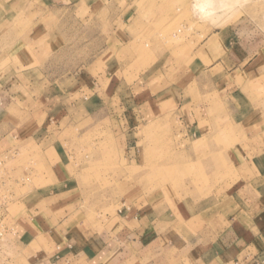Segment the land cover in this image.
Returning a JSON list of instances; mask_svg holds the SVG:
<instances>
[{"label": "rangeland", "instance_id": "rangeland-1", "mask_svg": "<svg viewBox=\"0 0 264 264\" xmlns=\"http://www.w3.org/2000/svg\"><path fill=\"white\" fill-rule=\"evenodd\" d=\"M0 1V264H26L17 220L48 218L52 190L68 195L66 231H105L127 206L197 234L254 177L247 160L264 165V0ZM248 27L251 68L225 73L209 43L197 73L210 35ZM55 144L66 187L54 184Z\"/></svg>", "mask_w": 264, "mask_h": 264}, {"label": "crops", "instance_id": "crops-1", "mask_svg": "<svg viewBox=\"0 0 264 264\" xmlns=\"http://www.w3.org/2000/svg\"><path fill=\"white\" fill-rule=\"evenodd\" d=\"M36 1L48 10L66 6L71 0ZM91 4L100 3L95 1ZM10 10L15 12L13 7ZM6 17L0 18L1 24L7 21L4 20ZM245 28L234 32L221 30L210 35L202 45L204 60L200 56L195 58V64L199 65L197 73L207 72L206 55L210 54L206 49L209 43L220 45L222 55L214 62L225 73L235 65L237 70L251 68L258 59L259 48L255 43V30ZM167 61L172 64L170 59ZM99 99L87 100L89 114L97 111ZM254 116L252 114L250 118ZM51 150L55 159L54 184L66 187L69 182L65 170L67 152L62 144H55ZM246 164L255 172L254 177L243 180L247 185L238 197L229 196L225 199L228 204H218L209 219L204 214V228L197 234L190 224H183L181 230L178 223L152 221L148 215L127 206L119 210L120 217L105 231L90 236L77 230L66 231V221L74 215L68 211L65 200L68 195L64 191L52 190L49 196L43 197L45 201L56 199L57 202L54 207L45 209L48 218L42 220L34 216L17 220L16 246L25 253L26 264H264V212L256 211V204L264 198V165L254 159L247 160ZM239 197L246 199L241 202ZM257 197L253 206L252 200ZM34 208L35 214H41L36 206ZM62 214L67 219H59ZM208 220L213 221L212 225Z\"/></svg>", "mask_w": 264, "mask_h": 264}, {"label": "bare ground", "instance_id": "bare-ground-1", "mask_svg": "<svg viewBox=\"0 0 264 264\" xmlns=\"http://www.w3.org/2000/svg\"><path fill=\"white\" fill-rule=\"evenodd\" d=\"M204 6V5H203Z\"/></svg>", "mask_w": 264, "mask_h": 264}]
</instances>
